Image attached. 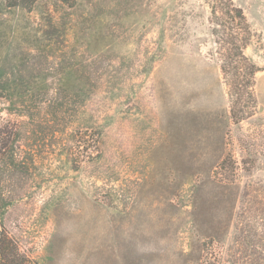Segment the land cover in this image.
Instances as JSON below:
<instances>
[{"label":"rangeland","instance_id":"1","mask_svg":"<svg viewBox=\"0 0 264 264\" xmlns=\"http://www.w3.org/2000/svg\"><path fill=\"white\" fill-rule=\"evenodd\" d=\"M232 1L260 69L240 124L209 0H0V123L15 128L0 210L24 253L264 264V0ZM226 154L233 171L215 177Z\"/></svg>","mask_w":264,"mask_h":264},{"label":"trees","instance_id":"2","mask_svg":"<svg viewBox=\"0 0 264 264\" xmlns=\"http://www.w3.org/2000/svg\"><path fill=\"white\" fill-rule=\"evenodd\" d=\"M5 1L9 7L31 10L38 0ZM60 1L69 7L76 4V0ZM209 6L211 10L209 22L213 26L212 34L217 46L216 54L220 62L222 78L228 87L230 96V119L232 123L240 124L253 115L256 107L254 88L256 75L260 69L246 54V50L254 39V31L244 11L232 0H209ZM14 129V127L9 129L8 125L0 123V168L14 139ZM83 142L86 144L89 142L86 132ZM233 163V160L226 154L214 171L215 177L228 176L229 173L231 175L233 171L231 169L234 168ZM1 198L0 190V204ZM0 264H39L21 250L18 241L2 222L1 210Z\"/></svg>","mask_w":264,"mask_h":264}]
</instances>
